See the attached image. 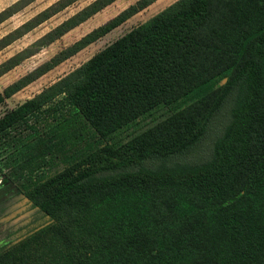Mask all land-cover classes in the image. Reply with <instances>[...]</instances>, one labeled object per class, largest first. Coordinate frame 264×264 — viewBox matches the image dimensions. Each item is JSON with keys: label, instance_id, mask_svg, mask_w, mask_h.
<instances>
[{"label": "trees", "instance_id": "trees-1", "mask_svg": "<svg viewBox=\"0 0 264 264\" xmlns=\"http://www.w3.org/2000/svg\"><path fill=\"white\" fill-rule=\"evenodd\" d=\"M35 1L2 11L0 24ZM78 1H57L0 51ZM116 1L94 0L0 77ZM156 1L138 0L3 89L0 107ZM229 100L208 161L144 166L192 148ZM0 174L24 179L46 219L2 247L0 264H264V0H178L6 110Z\"/></svg>", "mask_w": 264, "mask_h": 264}, {"label": "rangeland", "instance_id": "rangeland-1", "mask_svg": "<svg viewBox=\"0 0 264 264\" xmlns=\"http://www.w3.org/2000/svg\"><path fill=\"white\" fill-rule=\"evenodd\" d=\"M18 1L19 0H0V13ZM57 1L59 0H36L14 14L11 18L0 24V39L12 33ZM93 1L94 0H80L21 38L15 40L12 44L0 51V65L31 46L52 29ZM137 1L138 0H117L86 22L68 32L61 39L41 48L36 54L24 60L20 65L0 77V92L43 63L49 61L62 49L72 45L93 30L114 19ZM177 1L178 0H158L148 8L134 15L107 35L90 44L70 59L64 61L50 72L16 93L0 107V117L4 115L6 110L13 109L20 103L35 97L45 88L81 67L115 40L119 39L133 28L149 21ZM231 105L232 101L229 100L218 113L215 114L208 124L202 139L192 148L167 159L148 160L144 163V166L149 169H155L162 165L172 167L176 164L195 165L208 161L212 157L214 142L223 134L226 125L229 123ZM61 168L62 165H59L53 170L50 169L51 171L49 173L56 172ZM23 183L24 179L22 178L13 180L8 177V174H0V249L24 237L46 222L45 217H43L37 209L32 208L31 203L28 202V199H26L23 194Z\"/></svg>", "mask_w": 264, "mask_h": 264}, {"label": "flooded vegetation", "instance_id": "flooded-vegetation-1", "mask_svg": "<svg viewBox=\"0 0 264 264\" xmlns=\"http://www.w3.org/2000/svg\"><path fill=\"white\" fill-rule=\"evenodd\" d=\"M23 194H24V193H23ZM26 199H27V198H26ZM28 202H29V201H28ZM33 209H34V208H33ZM28 234H29V233H28ZM25 236H26V235H25ZM22 238H23V237H22ZM20 239H21V238H20ZM18 240H19V239H18ZM18 240H17V241H18ZM15 242H16V241H15ZM13 243H14V242H13ZM11 244H12V243H11ZM9 245H10V244H9ZM9 245H7V246H9Z\"/></svg>", "mask_w": 264, "mask_h": 264}, {"label": "water", "instance_id": "water-1", "mask_svg": "<svg viewBox=\"0 0 264 264\" xmlns=\"http://www.w3.org/2000/svg\"><path fill=\"white\" fill-rule=\"evenodd\" d=\"M223 83H226V79L223 81Z\"/></svg>", "mask_w": 264, "mask_h": 264}]
</instances>
